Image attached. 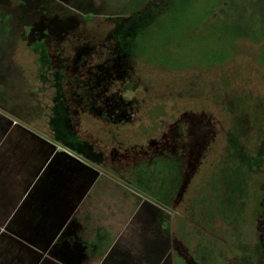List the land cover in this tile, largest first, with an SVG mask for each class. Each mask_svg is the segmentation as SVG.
Listing matches in <instances>:
<instances>
[{
    "label": "rangeland",
    "instance_id": "374dc122",
    "mask_svg": "<svg viewBox=\"0 0 264 264\" xmlns=\"http://www.w3.org/2000/svg\"><path fill=\"white\" fill-rule=\"evenodd\" d=\"M57 1L0 0V108L30 134L19 152L63 154L69 167L76 159L129 184L130 196L101 182L98 191L105 193L94 198L110 204L94 212L113 218L100 224L113 237L125 226L119 218L137 210L136 199L143 198L134 190L141 189L159 205L147 218L148 232L164 242L159 264H185L183 257L187 264H264V0H230L229 8V0H189L173 14L166 12L172 0ZM27 3L53 7L46 28L54 33L57 74L22 21ZM69 58L82 74L116 77L121 94L108 81L114 97L86 103L90 114L73 112L65 86L56 85L69 79ZM108 120L111 126L103 127ZM164 136L171 145L159 152ZM188 158L197 168L179 201ZM27 162L20 158L15 167L48 163ZM124 202L129 213L119 211ZM84 209L92 216L87 204ZM71 236L53 243L56 264L108 259L87 255L93 247Z\"/></svg>",
    "mask_w": 264,
    "mask_h": 264
},
{
    "label": "crops",
    "instance_id": "0c3cea01",
    "mask_svg": "<svg viewBox=\"0 0 264 264\" xmlns=\"http://www.w3.org/2000/svg\"><path fill=\"white\" fill-rule=\"evenodd\" d=\"M9 105L13 108L14 104L9 102ZM1 108L0 264H56L52 259L53 243L60 239L65 240L71 235L70 238L86 241L93 247L94 250H90L87 255L92 257L104 255L108 258L99 261L91 257L92 262L95 261L93 264H115L114 260L118 261L117 264H159V256L164 252V242L159 238V234L154 236L148 232L151 223L147 221L151 207L153 211L159 212V205L156 202L147 199L141 189L134 190L143 199H136L138 208L134 215L119 218L120 224L125 222V226L122 225L123 231L119 237L116 235L113 237L114 235L109 233V228L100 225H108L109 220L113 218H110L109 214L100 216L94 212L103 213L100 209L109 202L94 198L98 199L105 193L98 191L101 182L107 184L106 187H102L103 189L109 190L110 184L114 192L116 190L128 196L132 191L131 186L127 183H116L108 175L103 177L99 169L86 167L83 162L76 159L72 162L74 166L69 167L67 163L69 159L63 154L51 157V153L45 152H19L20 141L29 140L30 134L28 131H21L13 116L7 115L4 112L7 110ZM11 113L14 114L13 110ZM21 132L24 134L20 135ZM20 158L24 159L26 165L30 159L33 161L47 159L48 163L46 167L16 168L15 162ZM13 176L22 178L12 179ZM31 177L38 178L33 179L36 182L31 181L34 185L24 194L31 184H28ZM89 195H93V199L85 203ZM146 202H149L150 206ZM85 204L90 207L92 216L84 212ZM123 204L119 211L127 210L129 213L127 208L130 207L125 205V202ZM8 208L14 211L10 218L4 214ZM4 223L7 224L9 232L2 229L1 225ZM89 230L92 233L91 237L88 235ZM118 240L122 242L117 243ZM59 259L62 261V258Z\"/></svg>",
    "mask_w": 264,
    "mask_h": 264
},
{
    "label": "trees",
    "instance_id": "16d2710c",
    "mask_svg": "<svg viewBox=\"0 0 264 264\" xmlns=\"http://www.w3.org/2000/svg\"><path fill=\"white\" fill-rule=\"evenodd\" d=\"M189 0H172V2L170 3V5L166 8L167 11L169 12L171 11L169 14H173L175 13V11L178 10H183L186 8L187 4H188ZM228 1V0H227ZM53 2H58L57 0H53ZM66 1L62 0L63 3ZM229 2V3H228ZM227 2L226 4V8L230 7V0ZM34 6H29V4L27 3L26 8H24L23 12L27 14V19L24 20L22 19V21H25L28 26H30L29 29V34H32L33 36V40L32 42L35 43L36 45L38 44V46L40 45L41 47L45 48L46 52L44 54L45 57H42V59H46L44 61L45 66L49 64V68L52 69L53 71H49L54 72V73H58V69L60 68H56V64H55V56L54 53L51 51V49L54 50V44L52 43V41H50V37L54 35V33H50L49 30L47 31L46 27H51V23L52 20L51 18L54 16V11H53V7L49 6V8L43 7L41 3H35L33 4ZM62 7H66V5H60ZM76 8V5H73ZM30 7V8H29ZM68 9V8H67ZM221 11H224V9H221ZM173 12V13H172ZM51 17V18H50ZM93 18V15H91V13H87L85 15V21H90ZM124 20V16L118 17V22L119 24H121V22H123ZM24 23V22H23ZM25 23V24H26ZM44 27V28H43ZM46 29V30H45ZM52 34V35H51ZM240 34V32H239ZM56 44V43H55ZM94 53V49H90V52L87 54V56L89 55H93ZM67 64H72L73 66L70 68V73H69V79H65V81L63 80L61 82L58 81L56 82L57 87H63L65 86V98L66 97H70L71 102H73L74 104L72 105V109L73 112H76L77 114H82V113H88L90 114L91 112L88 109L86 103H97V101L100 103L99 100L103 99H107L106 97H114L115 95L110 93V91H112V89L110 88L111 86L114 88H120L118 90H116L117 92H119V95L121 94V91L123 90V85H121L120 83H118V85L116 84V77H112L110 79H108L106 81V77H104V74L102 73V75L100 77H97L95 75V73H88V74H82L79 68V65L77 62L73 63L71 62L70 58L67 60ZM56 68V70L54 68ZM64 69V68H63ZM59 74L61 75V73L59 72ZM59 75V76H60ZM45 78V77H44ZM118 80V79H117ZM110 87H109V84ZM97 82H99L97 84ZM101 84V85H100ZM81 85H83L87 91L84 92H80L79 88L81 87ZM106 88V89H101L100 87ZM119 85H121V87H119ZM109 87V89H107ZM67 88V89H66ZM121 90V91H120ZM102 98V99H100ZM117 101V98L115 99ZM71 105V104H70ZM69 108H71L68 105ZM84 109V110H83ZM92 114H95V117H100V114L96 113V112H92ZM121 116V115H120ZM121 119V118H120ZM123 119V118H122ZM107 120V119H105ZM109 123H104L105 128H109L112 124V121L108 120ZM178 200V199H177ZM175 208H178V206L176 205V202L174 204ZM185 263V261H184Z\"/></svg>",
    "mask_w": 264,
    "mask_h": 264
},
{
    "label": "water",
    "instance_id": "95a60500",
    "mask_svg": "<svg viewBox=\"0 0 264 264\" xmlns=\"http://www.w3.org/2000/svg\"><path fill=\"white\" fill-rule=\"evenodd\" d=\"M157 142L155 141H151L150 144L152 145H155ZM188 163H189V170L186 172V176H185V179L181 185V188H180V192L178 194V199L180 201L181 199V196L184 194L186 188H187V185L191 179V175L194 174L196 168H197V161L196 160H191V158H188Z\"/></svg>",
    "mask_w": 264,
    "mask_h": 264
},
{
    "label": "flooded vegetation",
    "instance_id": "af4514ba",
    "mask_svg": "<svg viewBox=\"0 0 264 264\" xmlns=\"http://www.w3.org/2000/svg\"><path fill=\"white\" fill-rule=\"evenodd\" d=\"M171 145V140L168 138V136H164V137H162V138H160L159 139V143L156 145V147H158V151L159 152H162V151H164V149H166V148H168V146H170ZM156 149V148H155ZM105 160V159H104ZM175 201V200H174ZM176 202V201H175ZM180 245H182L181 243H180ZM185 248V247H184ZM176 252H177V254L178 255H181L182 253H179L178 252V249L176 250ZM182 255H184V252H183V254ZM182 257V256H181ZM183 259H184V261H185V264H187V262H186V259L183 257Z\"/></svg>",
    "mask_w": 264,
    "mask_h": 264
}]
</instances>
